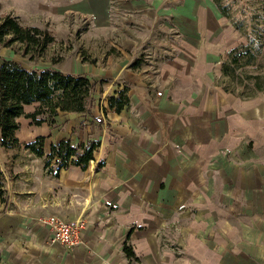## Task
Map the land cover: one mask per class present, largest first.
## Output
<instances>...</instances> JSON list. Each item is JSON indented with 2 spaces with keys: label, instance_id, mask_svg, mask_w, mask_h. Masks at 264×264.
Here are the masks:
<instances>
[{
  "label": "crops",
  "instance_id": "1",
  "mask_svg": "<svg viewBox=\"0 0 264 264\" xmlns=\"http://www.w3.org/2000/svg\"><path fill=\"white\" fill-rule=\"evenodd\" d=\"M88 1L85 9L109 24L129 16L142 22L147 12L154 20L159 15H173L176 27L172 33L181 38L176 50H181L182 56L153 65L134 62L128 56L111 72L96 69V80L103 79L106 87L98 91L102 103L93 111L100 131L96 136L94 130L95 137L87 139L99 141L100 147L85 170L71 166L62 169L58 177L47 179V189L54 188V193L24 197L20 207L15 182L4 173L9 204L0 213V264H228L222 247L189 249L188 260L182 262L174 254L165 256L157 233L172 221L166 216H175L189 205L195 193L215 191L224 167V174L234 171L230 155L236 157L237 152L236 123L244 128L250 124L249 104L235 98L218 79L228 57L221 61L215 49L228 46L232 34L218 20L216 10L220 9L209 0H182V5L166 11L164 0H119L113 21L102 9L104 0ZM171 1L177 4L181 0ZM28 2L32 10L19 8L30 10L32 20L82 12L85 3L76 0L66 7L62 0ZM121 10L126 11L122 16ZM31 21L27 26L40 28L38 22ZM139 37L126 38L120 52L131 55L141 51L143 40ZM11 51L2 48L4 60L17 61ZM125 88L129 89L130 107L116 113L109 109L107 98ZM70 134L69 129L58 142L70 140L73 144L75 138ZM210 202L200 205L219 207ZM45 214H57L65 221L85 220L83 244L68 249L52 243L48 228L37 220ZM175 219L182 218L176 215ZM125 246L133 249L134 257L127 256Z\"/></svg>",
  "mask_w": 264,
  "mask_h": 264
},
{
  "label": "rangeland",
  "instance_id": "2",
  "mask_svg": "<svg viewBox=\"0 0 264 264\" xmlns=\"http://www.w3.org/2000/svg\"><path fill=\"white\" fill-rule=\"evenodd\" d=\"M33 1L36 3L39 0ZM74 1L76 0H65L64 3L62 0V3L69 7ZM117 1L119 0L102 2V9L107 11L106 16L109 12L113 21L117 14L114 7L117 6ZM209 1L211 5L214 2L216 6V0ZM84 2L82 12L67 11L58 18L56 16L54 19L32 20L30 10L22 11L19 8L27 6L32 10L28 0H0V18L13 11L20 20L22 19V25H28L31 20L38 22L40 27L50 31L56 39V43L49 46L41 57H23L12 48L11 57L28 69L41 71L51 68L65 74L88 75L98 85L95 99L96 106L101 107L102 98L98 91L106 87L104 85L106 82L103 79L96 80L99 79L95 76L97 70L104 68L111 72L116 63L125 61L128 56H132L134 62L149 65L161 59L182 56L181 50H176L181 44V38L172 33L176 27L173 15L165 14L161 17L159 15V19L154 20V16L147 12V19L144 18L142 22L135 21L133 16H129L123 22L109 24L100 21L103 17L98 18L87 11L85 7L89 1ZM171 2L163 1L165 11L175 9V6L182 5L183 1L177 4ZM218 4L225 8L224 14L221 10L220 12L216 10L218 20L220 19L222 25H226L232 32L229 45L215 49L219 55L221 54V61H225L227 57L229 59L230 53L235 49L244 47H251L258 56L256 66L238 70L236 80L224 77L223 74L218 78L235 98L249 104L250 124L244 128L236 123L237 152L236 157L232 153L230 155L235 173L233 171L224 174V170L226 171L224 167L222 177L216 179L215 191L195 193L190 200L191 203L180 209L179 213L175 212V216H166L167 221H172L167 222L157 233L162 239L161 248L165 256L167 253L174 254L181 258V262L188 260L189 249L222 247L223 251L226 250L224 261H228V264H264V91H258L256 83L247 79L251 74L260 76L258 83L264 88V0H218ZM125 12L119 11L120 16ZM137 34L143 40L142 46H139L141 51L123 55L119 49L126 38ZM2 48L0 47V64L6 58ZM36 106V104L27 106L25 115L33 112ZM82 118L85 117L79 114L61 113L55 126L50 128L47 123L37 126L33 124L32 119L22 117L19 120L20 129L16 132L19 145L13 149L0 146V165L7 178L15 182L14 191L22 202L20 207L24 204L26 199L24 197L45 192L54 193V188L47 189V179L55 178L54 173L58 165L53 161L48 169L45 167L51 144L57 143L69 129L72 131L70 136L75 138L74 145L83 143L82 141L88 140V137H95L94 130L98 136L99 125L94 117L86 120ZM38 137H45L43 158L37 157L25 147L28 143H34ZM233 162L236 165H233ZM28 191L35 194L24 195V192ZM206 201L217 203L219 207L217 209L214 206L204 207L207 205ZM5 204L8 205L9 202ZM5 204L0 203V208L4 207L0 213L6 211ZM185 214L188 215V219L185 218ZM176 215L183 220L175 219ZM208 220H212L210 225L205 223Z\"/></svg>",
  "mask_w": 264,
  "mask_h": 264
},
{
  "label": "trees",
  "instance_id": "3",
  "mask_svg": "<svg viewBox=\"0 0 264 264\" xmlns=\"http://www.w3.org/2000/svg\"><path fill=\"white\" fill-rule=\"evenodd\" d=\"M216 6L225 13L216 0ZM1 8V5H0ZM53 34L44 28L22 25L19 17L9 12L0 18V47L12 48L23 57H41L47 48L56 42ZM243 50V51H242ZM258 63V56L251 47L235 49L229 59L222 64L225 77L237 78L238 70L251 68ZM258 75H248L247 79L256 83L258 91L264 88L258 83ZM97 83L87 75L65 74L59 70L45 68L39 70L25 68L14 60H4L0 64V146L13 149L19 145L17 131L20 129V118L32 119L33 124L42 126L47 123L50 128L56 124L57 117L62 113H79L93 117L97 100L95 93ZM129 89L118 91L107 98L109 109L116 113L130 107ZM37 104L35 110L25 115L29 105ZM87 117V118H88ZM86 118V119H87ZM45 137H38L34 143L25 147L37 157H44ZM46 157L45 167L48 169L56 161L58 169L54 175L58 177L62 169L71 166L85 170L94 159V152L100 147L99 141L88 140L86 144L74 145L70 140H61L52 144ZM100 163L97 165V168ZM7 179L0 165V203H7ZM127 256L134 257V251L124 247Z\"/></svg>",
  "mask_w": 264,
  "mask_h": 264
},
{
  "label": "built area",
  "instance_id": "4",
  "mask_svg": "<svg viewBox=\"0 0 264 264\" xmlns=\"http://www.w3.org/2000/svg\"><path fill=\"white\" fill-rule=\"evenodd\" d=\"M37 220L48 228L53 236V243H58L68 249L83 244L82 232L86 228L85 220L77 218L75 221H65L57 214H45L38 217Z\"/></svg>",
  "mask_w": 264,
  "mask_h": 264
}]
</instances>
